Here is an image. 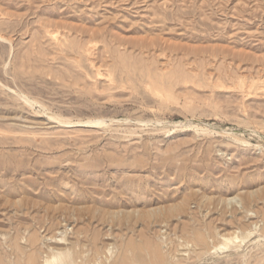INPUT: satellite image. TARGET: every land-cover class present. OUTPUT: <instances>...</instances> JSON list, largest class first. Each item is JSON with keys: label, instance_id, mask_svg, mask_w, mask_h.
I'll list each match as a JSON object with an SVG mask.
<instances>
[{"label": "rangeland", "instance_id": "obj_1", "mask_svg": "<svg viewBox=\"0 0 264 264\" xmlns=\"http://www.w3.org/2000/svg\"><path fill=\"white\" fill-rule=\"evenodd\" d=\"M0 260L264 264V0H0Z\"/></svg>", "mask_w": 264, "mask_h": 264}, {"label": "bare ground", "instance_id": "obj_2", "mask_svg": "<svg viewBox=\"0 0 264 264\" xmlns=\"http://www.w3.org/2000/svg\"><path fill=\"white\" fill-rule=\"evenodd\" d=\"M95 45V44H94ZM80 47V46H79ZM82 48H84L85 49V46H83ZM85 51V50H84ZM83 51V52H84ZM100 75V74H99ZM88 123H91V124H94V125H98V124H101L102 122H100L99 120H97V121H95V122H91V121H89ZM6 195V194H5ZM8 196V195H7ZM1 261V260H0ZM33 261V260H32ZM36 261V260H35ZM34 262V261H33ZM160 262H162V261H160ZM159 262V263H160ZM0 263H3V262H0ZM31 264V263H30ZM35 264V263H34Z\"/></svg>", "mask_w": 264, "mask_h": 264}]
</instances>
